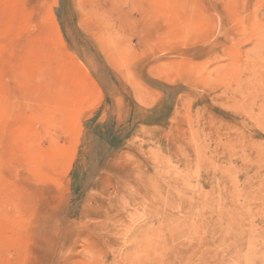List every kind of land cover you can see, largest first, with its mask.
Listing matches in <instances>:
<instances>
[{
    "label": "rangeland",
    "instance_id": "rangeland-1",
    "mask_svg": "<svg viewBox=\"0 0 264 264\" xmlns=\"http://www.w3.org/2000/svg\"><path fill=\"white\" fill-rule=\"evenodd\" d=\"M0 264H264V0H0Z\"/></svg>",
    "mask_w": 264,
    "mask_h": 264
},
{
    "label": "bare ground",
    "instance_id": "bare-ground-1",
    "mask_svg": "<svg viewBox=\"0 0 264 264\" xmlns=\"http://www.w3.org/2000/svg\"><path fill=\"white\" fill-rule=\"evenodd\" d=\"M251 73H252V72H251ZM122 173H123V172H122ZM124 175H126V174H124ZM124 175H123V176H124ZM137 193H138V192H137ZM105 204H106V203H105ZM109 204H110V203H109ZM113 206H114V205H113Z\"/></svg>",
    "mask_w": 264,
    "mask_h": 264
}]
</instances>
